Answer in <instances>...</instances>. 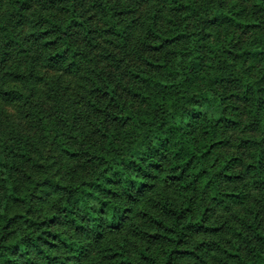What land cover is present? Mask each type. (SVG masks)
I'll list each match as a JSON object with an SVG mask.
<instances>
[{
  "label": "trees",
  "instance_id": "16d2710c",
  "mask_svg": "<svg viewBox=\"0 0 264 264\" xmlns=\"http://www.w3.org/2000/svg\"><path fill=\"white\" fill-rule=\"evenodd\" d=\"M18 1L22 16L29 2ZM67 1V14L35 21L34 33L0 35V61L14 49L26 65L0 73V99L22 103L28 117L26 131L0 136V264H87L92 244L122 231L135 213L147 222L137 230L142 244L133 252L110 246L109 264H177L197 255L213 242L187 244L210 229L205 211L194 215L192 196L203 186L223 203L219 180L233 177L232 159L217 166L211 157L228 142L225 131H258L239 145L252 147L246 172L264 193V0H155L140 19L129 16L130 0H89L94 23L82 18V0ZM4 27L0 17V34ZM101 35L124 51L135 35L141 62L126 64L127 82L83 75L87 47ZM80 73L82 113L42 105L40 95L63 88L62 75ZM9 79L18 84L7 87ZM159 184L180 202L150 195ZM258 213L244 252L222 264H264Z\"/></svg>",
  "mask_w": 264,
  "mask_h": 264
},
{
  "label": "rangeland",
  "instance_id": "374dc122",
  "mask_svg": "<svg viewBox=\"0 0 264 264\" xmlns=\"http://www.w3.org/2000/svg\"><path fill=\"white\" fill-rule=\"evenodd\" d=\"M88 1L82 0L80 4V7L83 6L81 16L89 22L92 21L94 23L93 20L98 14L94 9L89 7ZM124 1H122L123 4L125 3ZM149 1L154 2L155 0H142L137 4L133 0H130V5H128L131 8L129 16L134 13L133 15H139L140 19L142 12L149 6ZM28 2V5L22 8V16H19L15 15L17 14L16 10L18 6L21 4L18 0H2L0 17L5 27L0 34L1 36L3 33L9 34V36H12L14 33L23 37L27 33H34L35 21L43 17L48 18L49 16L60 18L68 13L65 9L69 4L67 0H28ZM139 33L137 31L135 35ZM135 35L125 51L119 46L107 41L109 40L108 36L101 35L93 38L95 46L91 48H89L90 46H86L90 52L91 62L85 68L83 67V75L85 77H91L96 73H100L106 77H110L114 83L119 78L123 80L122 83L127 82L129 79L124 73L126 64H139L141 62L137 52V50H140V47L137 46L138 43ZM19 60L18 52L13 49L8 56V60L4 62L0 61V73L3 70L11 72L15 66H20L19 64L22 65L21 68H25L26 65L22 62L19 63ZM92 67L94 69H91ZM49 70L42 69L40 75L46 76V74H49L50 77H53L55 73L51 71L52 69ZM81 75V73L80 75H70L69 77L62 75L61 83L63 84V88L60 91H53L51 88L48 89V92L42 96L40 95V98L38 97L39 101L46 108L56 105L57 108L65 107L69 113H72L75 110L74 108L77 107L82 113L85 102L80 95V88L82 85L81 81L85 77L82 75L81 78ZM40 79H37L38 86L43 91L47 84L43 86L39 82ZM11 80L9 79L6 85L7 87H14L18 84H13V80ZM6 102L0 99V136L8 132L11 127L26 131L24 128L26 127V123H28V117L26 116L27 107L18 101ZM238 102L237 109L241 110L245 102L241 100H238ZM239 115L242 122L247 119L246 115L242 112H239ZM258 134V131L251 130L249 132L243 126L230 129L223 133L227 137L228 142L218 147L212 153L211 157L216 160L217 166L225 160L232 159L227 172L230 173L229 176L233 177H223L219 180V187L222 192L221 197L225 199L223 203L211 200L212 193L208 192L203 186H200L197 192L194 193L192 196L194 201V215L200 216L202 211H205V222L210 229L194 233L187 243L193 249L198 243L205 242L206 240H211L213 244L196 249L197 255L179 259L177 264H222V260H227L232 263L236 259L234 257L236 254L244 252L245 242L243 237H246V234L249 232L247 226L251 223V218H253L256 211L257 213L260 212L257 218L264 212V193L252 186L250 176L246 172L245 164L249 160L250 150L253 151L252 147L251 149L244 148L239 144L242 138L247 136L256 137ZM44 143H40L43 148H45ZM238 193L243 195V201L235 197ZM149 194H168L180 202V199L177 198V195L171 187H163L160 184ZM145 201V198L142 199L139 206L146 204ZM146 227L147 222L144 217L135 213L131 222L122 231L106 235L100 243L92 244L91 248H89L91 252L90 257L87 258V264L111 263L106 257L110 246L119 247L124 244L131 252L135 251L136 247L142 244V236L137 233V230L145 229Z\"/></svg>",
  "mask_w": 264,
  "mask_h": 264
}]
</instances>
